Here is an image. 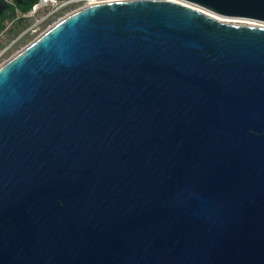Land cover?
Wrapping results in <instances>:
<instances>
[{
    "label": "water",
    "instance_id": "1",
    "mask_svg": "<svg viewBox=\"0 0 264 264\" xmlns=\"http://www.w3.org/2000/svg\"><path fill=\"white\" fill-rule=\"evenodd\" d=\"M0 264H264V0L95 2L2 62Z\"/></svg>",
    "mask_w": 264,
    "mask_h": 264
},
{
    "label": "rangeland",
    "instance_id": "2",
    "mask_svg": "<svg viewBox=\"0 0 264 264\" xmlns=\"http://www.w3.org/2000/svg\"><path fill=\"white\" fill-rule=\"evenodd\" d=\"M93 1L100 2V1H108V0H93ZM87 2L88 0L67 1L57 9L54 10L44 9L43 11L38 12L39 14L35 15V17L24 19L23 21H21V23H19L18 27H15L13 29H11V25L8 24L5 27V29L0 32V46L4 44H10V46L2 54L0 58V63L7 60L19 49L24 47L34 38H36L40 33L46 30L50 25H52L58 19L65 16L67 13L83 6ZM224 19H227L228 21H234L235 18H224Z\"/></svg>",
    "mask_w": 264,
    "mask_h": 264
},
{
    "label": "built area",
    "instance_id": "3",
    "mask_svg": "<svg viewBox=\"0 0 264 264\" xmlns=\"http://www.w3.org/2000/svg\"><path fill=\"white\" fill-rule=\"evenodd\" d=\"M5 1L11 3V0H5ZM67 1L69 0H36V2L32 4L31 8L26 12H16L14 17L11 19L9 25H13L14 23L20 20L23 21L24 19L35 17V15L39 14L38 12L43 11L44 9L45 10L57 9ZM9 46L10 44H4L0 46V58L2 54L8 49Z\"/></svg>",
    "mask_w": 264,
    "mask_h": 264
},
{
    "label": "flooded vegetation",
    "instance_id": "4",
    "mask_svg": "<svg viewBox=\"0 0 264 264\" xmlns=\"http://www.w3.org/2000/svg\"><path fill=\"white\" fill-rule=\"evenodd\" d=\"M6 3V7L0 10V25L3 28L0 30L3 31L5 27L11 22V14L14 12H21L20 10L24 7H27L31 0H11V3L3 0Z\"/></svg>",
    "mask_w": 264,
    "mask_h": 264
},
{
    "label": "bare ground",
    "instance_id": "5",
    "mask_svg": "<svg viewBox=\"0 0 264 264\" xmlns=\"http://www.w3.org/2000/svg\"><path fill=\"white\" fill-rule=\"evenodd\" d=\"M69 1H73V0H69ZM92 3H95V1L93 0H88V2L84 5H87V4H92ZM221 20H224V21H228L227 19H224L225 17H219V16H215ZM230 22H234V23H248V24H255V25H259V23L255 22V21H250V20H244V19H234V21H230Z\"/></svg>",
    "mask_w": 264,
    "mask_h": 264
},
{
    "label": "trees",
    "instance_id": "6",
    "mask_svg": "<svg viewBox=\"0 0 264 264\" xmlns=\"http://www.w3.org/2000/svg\"><path fill=\"white\" fill-rule=\"evenodd\" d=\"M35 2H36V0H31V2L28 4V6L22 8L20 11H21V12H26L27 10H29V9L31 8L32 4L35 3ZM14 15H15V12H14V10H13V11H12V14H11V19L14 17ZM19 23H21V20L18 21V22H16V23H14L13 25H11V29H13V28H15V27H18ZM2 28H3V26L0 25V30H1Z\"/></svg>",
    "mask_w": 264,
    "mask_h": 264
}]
</instances>
